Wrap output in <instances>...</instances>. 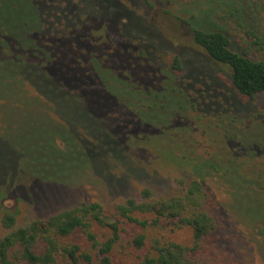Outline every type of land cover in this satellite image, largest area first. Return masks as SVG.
Listing matches in <instances>:
<instances>
[{
    "label": "trees",
    "instance_id": "1",
    "mask_svg": "<svg viewBox=\"0 0 264 264\" xmlns=\"http://www.w3.org/2000/svg\"><path fill=\"white\" fill-rule=\"evenodd\" d=\"M85 1L97 15L83 11ZM171 2L182 8L171 11ZM222 9L215 0H0V140L16 147L4 128L19 130L34 116L54 125L71 122V109L85 111L80 96H92L97 111H118V104L140 120L143 129L124 133L127 151L142 149L149 158L144 166L165 171L174 164L181 175L171 195L156 197L144 188L138 198L81 202L21 225L4 209L0 264H220L205 243L216 222L204 209V169L216 170L217 163L190 155L184 149L189 142L173 136L183 134L174 124L183 118L178 114L196 107L186 81L176 77L188 54L158 34L170 61L151 60L148 46L156 21L162 26L154 16L178 20L193 44L228 70L241 96L264 95V59L254 58L248 45L235 46L234 27L244 24ZM209 11L214 15L205 18ZM249 28L245 38L255 35ZM161 99L166 102L157 108ZM163 118L172 121L161 126ZM263 220L258 216L254 226L264 238ZM164 221L170 231L190 229V240L171 238ZM256 242L264 253V239Z\"/></svg>",
    "mask_w": 264,
    "mask_h": 264
},
{
    "label": "rangeland",
    "instance_id": "2",
    "mask_svg": "<svg viewBox=\"0 0 264 264\" xmlns=\"http://www.w3.org/2000/svg\"><path fill=\"white\" fill-rule=\"evenodd\" d=\"M215 2L244 24L234 27L235 46L248 45L254 58L264 59V0ZM169 5L173 11L182 8L172 2ZM82 9L98 14L91 1H85ZM155 17L162 26L157 21L154 25L157 33L151 34L154 41L149 39L150 58L170 61L169 55L159 49L163 45L157 41L158 35L172 41L177 50H186L188 55L182 56L185 68L176 77L186 81V94L196 102L195 109L178 114L183 118L174 120V124L183 134L175 132L173 136L183 144L189 142L184 149L190 155L217 163L218 170L204 169V209L216 222V229L205 238L209 255L220 264H264V253L256 242L264 238L254 226L258 216H264V95L241 96L228 70L193 44L185 25L163 15ZM248 27L255 35L245 38ZM129 32L138 38V34ZM80 98L87 113L71 109L67 114L71 122H63L65 126L54 125L48 117L41 120L34 116L19 130L4 128L18 144L12 147L0 140V218L8 209L16 213L17 224L21 225L81 202L110 204L131 196L138 198L144 188L158 197L171 195L181 187V175L174 164L165 171L146 167L143 163L149 158L142 149L132 153L126 150L124 133L134 127L143 129L140 120L123 114L118 104V111L113 107L97 111L94 97ZM165 102L159 100L156 107ZM168 121L172 118H163L159 124L167 125ZM163 225L171 238L190 240V229L170 231L167 221ZM6 232L0 220V237Z\"/></svg>",
    "mask_w": 264,
    "mask_h": 264
}]
</instances>
